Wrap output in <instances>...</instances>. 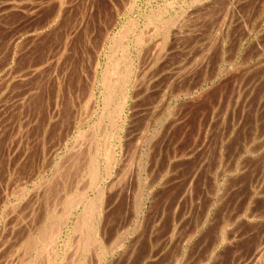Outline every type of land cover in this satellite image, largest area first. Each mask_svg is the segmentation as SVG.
Segmentation results:
<instances>
[{
	"label": "rangeland",
	"instance_id": "obj_1",
	"mask_svg": "<svg viewBox=\"0 0 264 264\" xmlns=\"http://www.w3.org/2000/svg\"><path fill=\"white\" fill-rule=\"evenodd\" d=\"M259 249L264 0H0V264Z\"/></svg>",
	"mask_w": 264,
	"mask_h": 264
},
{
	"label": "bare ground",
	"instance_id": "obj_2",
	"mask_svg": "<svg viewBox=\"0 0 264 264\" xmlns=\"http://www.w3.org/2000/svg\"><path fill=\"white\" fill-rule=\"evenodd\" d=\"M222 29H224V28H222ZM217 35H218V34H217ZM215 38H216V37H215ZM216 41H217V38H216ZM201 58H202V57H201ZM203 60H204V59H203ZM132 61H133V60H132ZM193 64H194V63H193ZM197 65H198V64H197ZM189 66H190V65H189ZM189 66H188V67H189ZM190 68H191V67H190ZM117 70H118V69H117ZM132 70H133V69H132ZM126 71H127V70H126ZM128 71H129V70H128ZM123 72H124V71H123ZM117 73H118V72H117ZM121 73H122V72H121ZM121 73H120V74H121ZM124 73H125V72H124ZM183 73H184V72H183ZM189 74H190V73H189ZM121 75H122V74H121ZM118 77H120V76H118ZM127 78H128V77H127ZM111 79H112V78H111ZM108 93H109V92H108ZM119 93H120V92H119ZM123 98H124V97H123ZM120 101H121V100H120ZM126 102H127V101H126ZM124 104H125V103H124ZM123 107H124V106H123ZM118 114H119V113H118ZM115 116H116V115H115ZM119 118H120V117H119ZM119 118H118V119H119ZM113 119H114V118H113ZM155 119H156V118H155ZM138 146H139V145H138ZM110 148H111V147H110ZM108 150H109V149H108ZM91 151H92V150H91ZM109 151H111V150H109ZM109 151H108V152H109ZM108 152L106 151V153H107L106 155L110 154V152H109V153H108ZM90 153H91V152H90ZM70 155H71V154H70ZM92 155H93V153H92ZM111 156H112V155H111ZM113 156H114V155H113ZM131 156H132V155H131ZM108 157H109V156H108ZM109 158H110V157H109ZM112 158H113V157H112ZM69 160H70V159H69ZM104 160H105V159H104ZM109 160H112V159H109ZM132 160H133V159H132ZM136 160H137V159H136ZM61 162H62V161H61ZM61 162H60V163H61ZM66 162H67V161H65V163H66ZM74 162H75V161H74ZM95 162H96V161H95ZM138 162H139V161H138ZM63 163H64V162H63ZM75 163H76V162H75ZM57 164H58V163H57ZM66 164H67V163H66ZM66 164H65L64 166H66ZM68 164H69V162H68ZM105 164H106V163H105ZM61 165H63V164H61ZM95 165H96V164H95ZM125 166H126V165H125ZM70 167H71V166H70ZM70 167H69V168H70ZM89 168H91V167H89ZM124 168H125V167H124ZM128 168H129V167H128ZM63 169H64V168H63ZM58 170H59V169H58ZM90 170H91V169H90ZM90 170H89V171H90ZM106 170H107V169H106ZM123 170H124V169H123ZM89 173H91V172H89ZM91 174H92V173H91ZM90 176H91V175H90ZM119 176H120V175H119ZM122 178H123V177H122ZM90 181H91V180H90ZM124 182H125V181H124ZM124 182H123V183H124ZM117 183H118V182H117ZM117 183H116V184H117ZM115 189H116V188H115ZM120 190H121V189H120ZM77 191H78V190H77ZM108 195H109V194H108ZM74 196H75V195H74ZM97 196H98V195H97ZM106 196H107V195H106ZM106 196H105V198H106ZM103 199H104V198H103ZM94 200H95V199H94ZM96 200H98V199H96ZM101 201H102V198H101L100 202H101ZM103 201H106V200H103ZM96 202H98V201H96ZM91 203H92V201H91ZM74 204H75V201H74ZM77 204H78V202H77ZM77 204H76V205H77ZM101 204H102V203H101ZM104 204H105V203H104ZM72 205H73V204H72ZM102 205H103V204H102ZM74 206H75V205H74ZM75 207H76V206H75ZM96 207H97V206H96ZM66 208H67V207H66ZM100 210H101V209H100V206H98V209H97V211H96V213H95V214H97V219H96V223L94 222L95 224L92 225V233H93L94 238L101 242V240H99V221H100L101 218H102V217H101V212H100ZM66 211H67V210L65 209V212H66ZM93 212H95V211H93ZM54 214H55V213H54ZM78 215H80V212H79ZM60 217H61V216H60ZM79 217H80V216H78V219H80ZM50 218H51V217H50ZM76 218H77V217H76ZM61 219H62V218H60L59 223H60L64 218H63L62 220H61ZM78 219H76V221H77ZM47 220H48V219H47ZM50 220H51V219H50ZM57 220H58V218H57ZM76 221H75V223H76ZM88 222H89V221H88ZM51 223H54V221L50 222V224H51ZM78 223H79V221H78ZM78 223H77V224H78ZM104 224H105V223H104ZM57 225H59V224L57 223ZM100 225H102V224L100 223ZM50 226H51V225H50ZM74 226H76V224H75ZM54 227H56V226H54ZM82 227H83V226H82ZM102 227H103V226H101L100 228L102 229ZM48 228H49V227H48ZM51 228H53V226H52ZM84 228H86V225L84 226ZM58 229H59V228H58V226H57L56 231H58ZM78 229H79V228H78ZM53 230H54V229H53ZM53 230H52V231H53ZM43 231H44V230H43ZM45 231H46V229H45ZM52 231H51V232H52ZM77 231H78V230H77ZM101 231H103V230H101ZM48 232H50V231H48ZM79 232H80V233H79ZM79 232H78V233H79V237L83 236V235H80V234L82 233L81 230H79ZM88 232H89V231H88ZM46 233H47V231L45 232V234H46ZM78 233L76 232V234H78ZM104 233H105V231H104ZM40 234H42V233H40ZM55 234H57V233H55ZM84 234H85V233H84ZM47 235H48V234H47ZM50 235H51V234H50ZM52 235H54V234H52ZM90 235H91V233H90ZM40 236H41V235H40ZM40 236H39V238H40ZM42 236H43V235H42ZM55 236H56V235H55ZM88 236H89V235H88ZM101 236H102V234H101ZM104 236H105V235H104ZM45 237H46V235H45ZM52 237H54V236H52ZM76 237H77V236H76ZM83 237H84V236H83ZM83 237H82V238H83ZM27 238H28V237H27ZM77 238H78V237H77ZM82 238H81V239H77V240H80V241H81ZM103 238H104V237H102L101 239L103 240ZM37 239H38V238H37ZM29 240H30V239L28 238V241H29ZM43 240H44V238H43ZM73 240H74V239H73ZM89 241H90V240H89ZM105 241H106V240H105ZM93 242H94V241H93ZM103 242H104V241H103ZM74 243H75V241H74ZM91 243H92V242H91ZM104 243H105V242H104ZM34 244H35V243H34ZM38 244H39V241H38ZM48 244H49V243H48ZM76 244H77V241H76ZM76 244H75V245H76ZM94 244H95V242H94ZM97 244H98V243H97ZM75 245H74V246H75ZM85 245H86V244H85ZM95 245H96V244H95ZM35 246H36V245H35ZM76 246H78V247H76ZM76 246H75L76 249H77V248L80 249V247H79L80 245H76ZM81 246H82V245H81ZM107 246H108V245H107ZM87 247H88V246H87ZM95 247H96V246H95ZM95 247L92 248V249H93V252L95 251V250H94ZM43 248H44V247H43ZM90 248H91V246H90ZM24 249H25V248H24ZM26 249H27V247H26ZM78 249H77V250H78ZM102 249H103V248H102ZM102 249H101V250H102ZM96 250H97V249H96ZM45 251H46V249H45ZM78 251L80 252V250H78ZM90 251H91V250L89 249V252H90ZM97 251H98V250H97ZM79 252L76 251V253H79ZM87 252H88V251H87ZM95 252H96V251H95ZM104 252H105V251H104ZM262 252H264V251H260V249H259L258 251L255 252V256H254V258H253V262H255L259 256H261V253H262ZM76 253H74V255H75ZM84 253H85V252H84ZM84 253H83V254H84ZM90 253H92V252H90ZM53 254H54V253H53ZM53 254H52V255H53ZM94 254H96V253H94ZM100 254H101V253H100ZM102 254H103V252H102ZM105 254H106V253H105ZM105 254H104V255H105ZM38 255H39V254H38ZM77 255H78V254H77ZM79 256H80V254H79ZM36 257H37V256H36ZM47 257H48V256H47ZM74 257H76V256H74ZM48 258H49V257H48ZM71 258H72V257H71ZM81 258H82V257H81ZM81 258H80V259H81ZM261 258H262V256H261ZM51 259H52V258H51ZM78 259H79V257H78ZM80 259H79V260H80ZM261 260H262V259H261ZM52 261H53V260H52ZM53 262H54V261H53ZM258 262H259V261H258ZM79 264H80V263H79ZM84 264H85V262H84ZM98 264H99V263H98ZM255 264H256V263H255ZM258 264H259V263H258ZM260 264H262V263H260Z\"/></svg>",
	"mask_w": 264,
	"mask_h": 264
}]
</instances>
